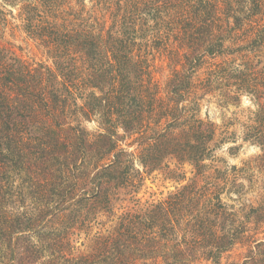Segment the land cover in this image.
<instances>
[{"label":"trees","instance_id":"obj_1","mask_svg":"<svg viewBox=\"0 0 264 264\" xmlns=\"http://www.w3.org/2000/svg\"><path fill=\"white\" fill-rule=\"evenodd\" d=\"M8 33L41 60L15 55ZM205 59L220 60L196 78ZM243 97L254 109L242 142L259 148L264 177V0H0L3 264H264V239L252 241L264 189L247 199L251 162L206 164L219 131L199 115L204 101L227 110ZM164 168L179 187L142 203L145 175ZM122 194L134 206L115 213ZM99 216L104 231L75 255L71 236ZM239 246L244 261L225 262Z\"/></svg>","mask_w":264,"mask_h":264},{"label":"rangeland","instance_id":"obj_2","mask_svg":"<svg viewBox=\"0 0 264 264\" xmlns=\"http://www.w3.org/2000/svg\"><path fill=\"white\" fill-rule=\"evenodd\" d=\"M7 40L14 46L13 51L15 52V55L23 57L28 61L41 60L40 52L32 43H28L26 41L24 35H21L19 33H8ZM157 60L158 61H156V64L161 61V59ZM218 60L220 59H205L199 67L196 78H205L208 74V71L213 67V64ZM167 72L168 69L165 73ZM249 108H252V110L254 109L252 102L247 97H243L240 107L230 106L227 110L218 106L214 101H211L210 103L204 101L202 102V107L199 115L202 118L207 117L217 126L219 131L215 142L212 144V147H214L212 158L211 160H208L206 164L212 167V169H218L222 172H229L233 166L243 168L251 162L252 164L249 165L250 171L246 172V174L243 176L242 182L248 187L246 191L247 199L259 203V195L264 189V177L261 175L262 173H259L260 170L257 168L258 163L253 162V160L260 154V150L256 146L242 142L243 136L242 131L240 130L241 125L248 123L247 109ZM83 126L90 133H95L98 128V125L95 122H86L83 124ZM228 138H231L232 140ZM137 148L138 144H134L131 148H129V151L136 152ZM136 169L141 170L139 162H136ZM169 169H174V162L170 161ZM169 169L164 168L163 171L145 175V181L140 188V191L137 194L136 198L140 199L142 203H146L153 200H164L172 192H175L176 188H178L179 185H177L176 182L172 181L169 178ZM181 170L186 174L187 179L192 178V169L189 165L182 167ZM245 179H249V182L248 180L245 181ZM187 181L183 184H186ZM232 198L238 200L235 194H232ZM130 200L131 198L129 196L122 194L121 197L116 201V206H114L115 213H118L121 207L134 206L133 200ZM224 201H227L225 197ZM228 204L234 205L235 209L240 208V204L238 203V201H228ZM35 207L36 205L28 202L27 208L24 209L28 211H34L33 209ZM24 209L19 208L18 212H23ZM258 217V214H253L252 222H254ZM98 221L102 224L96 225L89 231H86L87 233L82 228H80V230H76L75 233L71 236L73 245L75 246V255L78 253H85L87 250L91 251L90 248H88L92 244L89 238L91 239L93 235H95V233L100 229V231L103 232L105 229L104 225L110 220L106 216H99ZM254 231L255 234L253 235L252 241H262L264 239V222L260 224L259 227H256ZM2 246V248H0V264L7 262V259L9 257L8 249L6 248L5 243ZM245 253L246 248L239 246L237 249H234V251L228 256V259L225 260V262L228 261L230 263H242L244 261Z\"/></svg>","mask_w":264,"mask_h":264}]
</instances>
